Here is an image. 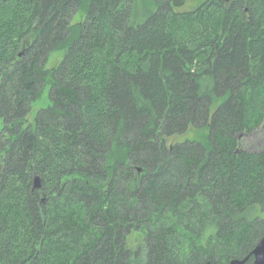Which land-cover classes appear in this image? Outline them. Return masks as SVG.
I'll return each instance as SVG.
<instances>
[{
	"label": "trees",
	"instance_id": "trees-1",
	"mask_svg": "<svg viewBox=\"0 0 264 264\" xmlns=\"http://www.w3.org/2000/svg\"><path fill=\"white\" fill-rule=\"evenodd\" d=\"M150 1L0 0V264H253L264 0Z\"/></svg>",
	"mask_w": 264,
	"mask_h": 264
},
{
	"label": "rangeland",
	"instance_id": "rangeland-1",
	"mask_svg": "<svg viewBox=\"0 0 264 264\" xmlns=\"http://www.w3.org/2000/svg\"><path fill=\"white\" fill-rule=\"evenodd\" d=\"M133 5H134V15L137 17V21L142 22V20L145 18V15L149 14L150 12L155 11V5L150 0H133ZM198 6V2H188L185 6L181 8H176L175 10L177 12H186V11H191L194 10ZM80 19V15L78 14L73 18V22H78ZM65 52L58 51L55 52L54 54H51L48 60V63L46 65V68H52L56 67L61 60L63 59V55ZM48 89L44 91V94L41 96V99L38 100L37 102H34L32 104V111L30 115L27 118V123H32L33 118L35 117L37 111L41 108H44L48 105L49 103V98H48ZM202 132L201 131H194L192 130L191 132L187 133L186 135L183 136H175L172 137L170 140H168L167 144L168 146H171L172 144H175L177 142H183L184 140H194V141H202ZM242 147H246L247 149L252 151H260L264 150V130H258L255 131L252 134H246L244 138H242ZM135 238H140V235H135L129 238V244L133 245L135 244ZM139 241V240H137Z\"/></svg>",
	"mask_w": 264,
	"mask_h": 264
},
{
	"label": "water",
	"instance_id": "water-1",
	"mask_svg": "<svg viewBox=\"0 0 264 264\" xmlns=\"http://www.w3.org/2000/svg\"><path fill=\"white\" fill-rule=\"evenodd\" d=\"M24 52L25 50L22 51L19 56H22ZM33 187L35 189L40 188V182L38 178H35ZM252 256H253V264H264V236L260 239V241L253 249ZM247 260L248 258H244L242 260L233 259L228 264H245ZM207 264H211V263H207Z\"/></svg>",
	"mask_w": 264,
	"mask_h": 264
}]
</instances>
